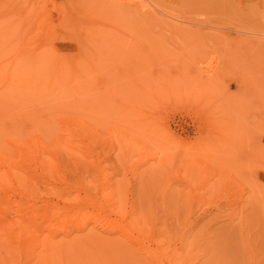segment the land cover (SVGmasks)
Segmentation results:
<instances>
[{"label":"rangeland","instance_id":"obj_1","mask_svg":"<svg viewBox=\"0 0 264 264\" xmlns=\"http://www.w3.org/2000/svg\"><path fill=\"white\" fill-rule=\"evenodd\" d=\"M0 57V264H264V0H0Z\"/></svg>","mask_w":264,"mask_h":264},{"label":"bare ground","instance_id":"obj_2","mask_svg":"<svg viewBox=\"0 0 264 264\" xmlns=\"http://www.w3.org/2000/svg\"><path fill=\"white\" fill-rule=\"evenodd\" d=\"M86 30V29H85ZM87 32V31H86ZM98 40V39H97ZM90 53V52H89ZM33 54H35V53H33ZM15 55V54H14ZM82 55V54H81ZM99 56V55H98ZM15 57V56H14ZM32 57H33V55H32ZM35 57V56H34ZM1 58V57H0ZM12 59V58H11ZM29 59V58H28ZM14 60V59H13ZM79 60H82L81 58H79ZM78 60V61H79ZM85 60H87V59H85ZM92 60V59H91ZM3 61V60H2ZM6 61V60H5ZM11 61V60H10ZM16 61V60H15ZM8 62V61H7ZM7 62H6V64H7ZM77 62V61H76ZM83 62V61H82ZM86 62H88V61H86ZM1 63V62H0ZM22 63V62H21ZM30 63V62H29ZM28 63V64H29ZM62 62H58V64H60V65H58L57 67L59 68V66L61 67V66H63V64H61ZM91 63V62H90ZM8 64H9V62H8ZM17 64V63H16ZM35 64V63H34ZM74 64H76L75 63V61H74V63H72V65H74ZM78 64V63H77ZM5 66V65H4ZM2 64L0 65V85H2V89L3 90H6V89H9V88H11V87H19V93H20V91L22 92V93H27L28 91H32L33 90V92H34V90H35V88H34V86H32V87H30L29 85H23L22 84V82H24L25 80H26V77L28 76H26L25 74L24 75H22L21 76V74L22 73H20V71H18V70H16V71H18V72H16L15 70H13L12 69V67L13 66H11V65H8V67H10L9 69L8 68H5ZM15 66V68H16V65H14ZM89 66V65H88ZM7 67V66H6ZM19 66L17 65V68H18ZM16 68V69H17ZM62 68H64V67H62ZM78 68V67H77ZM29 69H31V68H29ZM60 69V68H59ZM79 69H81V68H79ZM23 70V69H22ZM61 70H63V69H61ZM4 71V72H3ZM42 71V70H41ZM59 72H60V70H58ZM58 72V73H59ZM6 73V74H5ZM33 73V72H32ZM78 73H80V72H78ZM77 73V74H78ZM81 74V73H80ZM24 77V78H23ZM78 77V76H77ZM80 77V76H79ZM23 78V79H22ZM26 82V81H25ZM28 82H29V80H28ZM33 82V81H32ZM29 84V83H28ZM54 85V84H53ZM35 87H37V86H35ZM51 87V86H50ZM54 87V86H53ZM12 91H13V89H11ZM10 90V91H11ZM37 90V89H36ZM39 90V89H38ZM7 91V90H6ZM11 91V93H14V92H12ZM15 91V90H14ZM17 92H18V90H17ZM1 93H2V91H1ZM7 94H8V92H7ZM18 94V93H17ZM1 95V94H0ZM6 96V95H5ZM69 131V130H68ZM67 136V135H66ZM65 136V137H66ZM68 137H69V135H68ZM18 145V144H17ZM17 145H14V146H17ZM20 145H22V144H20ZM24 146V145H23ZM22 146V147H23ZM19 148V147H18ZM179 255V254H178ZM174 257V256H173ZM176 258V257H175ZM180 259V258H179ZM51 261V260H50Z\"/></svg>","mask_w":264,"mask_h":264}]
</instances>
